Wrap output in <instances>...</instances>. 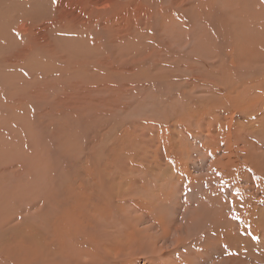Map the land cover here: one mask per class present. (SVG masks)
Here are the masks:
<instances>
[{
  "label": "rangeland",
  "instance_id": "obj_1",
  "mask_svg": "<svg viewBox=\"0 0 264 264\" xmlns=\"http://www.w3.org/2000/svg\"><path fill=\"white\" fill-rule=\"evenodd\" d=\"M30 1L0 35V264H264V0Z\"/></svg>",
  "mask_w": 264,
  "mask_h": 264
},
{
  "label": "bare ground",
  "instance_id": "obj_2",
  "mask_svg": "<svg viewBox=\"0 0 264 264\" xmlns=\"http://www.w3.org/2000/svg\"><path fill=\"white\" fill-rule=\"evenodd\" d=\"M44 1V0H43ZM42 1V2H43ZM112 1V2H111ZM115 1V0H114ZM140 1H142V0H130L128 3H131L130 5H132V11H131V15L132 16H138L139 15V13H140V11H141V8H143V7H141L140 8V6H139V2ZM41 2V1H40ZM46 2H47V0H46ZM78 2H80V1H78ZM144 2V1H143ZM30 3H31V1L30 0H0V35L1 34H5V33H7V32H13L14 30L17 32V33H22V32H24V31H26L27 30V27H28V22H27V20H25V18H29L30 17V15L32 16V15H35L36 17L38 16V13L39 12H35L34 10H33V8L31 9V6H30ZM48 3V2H47ZM88 6L89 7H91V8H93V7H96L98 4H101V5H103L104 6V4H105V6H106V8H107V6L108 5H110L111 3H113V0H88ZM107 3V4H106ZM128 3H126V5H128ZM143 4V3H142ZM43 5H44V3H43ZM144 5H145V2H144ZM146 5H148V4H146ZM146 5H145V7H146ZM47 6V5H46ZM129 6V5H128ZM153 6V5H152ZM149 7H150V5H149ZM106 8H104L103 7V11L105 12L106 11ZM55 9V8H54ZM144 10H146V8L144 9ZM143 10V11H144ZM33 11V12H32ZM46 11V10H45ZM91 11V10H90ZM121 11H123V10H121ZM146 11H148V10H146ZM145 11V12H146ZM154 11V10H153ZM63 13H66V11L65 12H63ZM62 13V14H63ZM151 13V12H150ZM41 14V13H40ZM58 14V13H57ZM66 14H68V13H66ZM70 14V13H69ZM68 14V15H69ZM88 14V13H87ZM121 14V13H120ZM123 14V13H122ZM146 14V13H145ZM43 15V14H42ZM64 15V14H63ZM150 15V14H149ZM41 16V15H40ZM62 16V15H61ZM75 16V15H74ZM39 17V16H38ZM53 17H55V16H53ZM52 17V18H53ZM63 17V16H62ZM65 17H66V15H65ZM68 17V16H67ZM76 17V16H75ZM74 17V18H75ZM89 16H86L85 17V19L87 20V18H88ZM52 18H51V20H52ZM61 18V17H60ZM31 19V18H30ZM40 19V18H39ZM76 19V18H75ZM80 19V18H79ZM16 21V20H19L18 21V23L17 24H15V23H11L12 21ZM29 20V19H28ZM32 20H35V19H33L32 18ZM85 20V21H86ZM94 20H96V22L94 23V24H92L93 26H91V24H88L89 26H91V27H94L95 25H98L99 27H101L102 29H104V28H106L107 29V31H108V33H109V31H111L110 29V25L108 24L109 23V21L107 20V19H105V20H103V19H100V20H98V18H96V19H94ZM41 21V20H40ZM42 21H43V18H42ZM45 21V20H44ZM31 21L29 20V23H30ZM36 22H38V20H36ZM36 22H34V23H36ZM8 23L11 25V24H13L14 25V27L13 28H8L9 27V25H8ZM65 23V22H64ZM75 23V22H74ZM92 23V22H91ZM38 24H39V26H40V23L38 22ZM43 24V23H42ZM50 24V23H49ZM66 24V23H65ZM77 24V23H76ZM44 25V24H43ZM51 26H52V24H50ZM49 25V26H50ZM68 25V24H67ZM8 26V27H7ZM34 27V25H32V23H31V28L32 29H34L33 27ZM37 26V25H36ZM70 26V25H69ZM76 26V25H75ZM38 27V26H37ZM67 27V26H66ZM97 27V26H96ZM36 28V27H35ZM41 28H42V26H41ZM68 29H69V27H67ZM67 28H65V29H67ZM70 28H72V27H70ZM84 28V27H83ZM125 28V27H124ZM124 28H123V31H120V30H114L116 33H114V34H112V33H110V35H113V38H115V40L116 39H118V38H120V37H122L123 35H124ZM45 29H46V25H45ZM97 29V28H96ZM29 30H30V27H29ZM35 30V29H34ZM37 30V29H36ZM63 30V29H62ZM72 30V29H71ZM85 30V29H84ZM41 31V30H40ZM68 30H66V32H67ZM93 31V30H92ZM106 31V30H105ZM30 32V31H29ZM127 32V31H126ZM149 32H150V30H149ZM14 33V32H13ZM69 33V32H68ZM88 33V32H87ZM92 33H94V31L92 32ZM95 35V34H94ZM151 35V34H150ZM4 36V35H3ZM58 36V35H57ZM67 36V35H66ZM99 36V35H98ZM75 37V36H74ZM90 37V36H89ZM102 38V37H101ZM0 39H2V38H0ZM11 39H13V38H11ZM20 39V38H19ZM92 39V38H91ZM67 40V39H66ZM13 41V40H12ZM59 41V40H58ZM108 41H111V40H108ZM5 43V42H4ZM102 45V44H101ZM68 46H70L71 47V45L70 44H68ZM67 46V47H68ZM4 47V46H3ZM10 47H11V45H10ZM69 48V47H68ZM104 48V47H103ZM108 48V47H107ZM106 50V49H105ZM68 52V51H67ZM241 53V52H240ZM70 55V54H69ZM246 55V54H245ZM104 56V55H103ZM82 57V56H81ZM250 59V58H249ZM106 61V60H105ZM73 93V92H72ZM87 93V92H86ZM85 95V94H84ZM92 99V98H91ZM90 101V100H89ZM111 194V193H110ZM60 195V194H59ZM94 196V195H93ZM107 196V195H106ZM58 197V196H57ZM60 198V197H59ZM58 198V199H59ZM75 198H77V197H75ZM57 199V198H56ZM55 199V200H56ZM108 199V198H107ZM55 200H54V202H55ZM60 200V199H59ZM236 200V199H235ZM61 201V200H60ZM59 201V202H60ZM69 201V200H68ZM74 201V200H73ZM80 201H83V199H81ZM89 201H91V199L90 198H88V202ZM96 201V200H95ZM97 201H100V200H97ZM101 201H103V200H101ZM53 202V203H54ZM57 202V201H56ZM71 202H72V200H71ZM58 203V202H57ZM61 203V202H60ZM59 203V204H60ZM73 203V202H72ZM79 203V202H78ZM94 203V202H93ZM100 203V202H99ZM58 204V205H59ZM91 204H92V202H91ZM101 204V203H100ZM50 206H51V204H49ZM53 205V204H52ZM79 205H81V204H79ZM87 205H89V204H87ZM102 205V204H101ZM101 205L100 206H98V207H101ZM95 206V205H94ZM104 206V205H103ZM53 207V206H52ZM78 207L79 206H77L76 205V207H74V210H77L78 209ZM81 207V206H80ZM83 207V206H82ZM88 207V206H87ZM90 209V208H89ZM52 210V209H51ZM73 210V211H74ZM151 210V209H150ZM47 211V210H46ZM53 211V210H52ZM56 211V210H55ZM78 211V210H77ZM82 211V210H81ZM80 211V212H81ZM88 211V210H87ZM86 211V212H87ZM66 212H71L70 210H66ZM57 213V212H56ZM85 213V212H84ZM93 213H94V211H93ZM49 214V213H48ZM58 214H60V212L58 213ZM77 214V213H76ZM79 214V213H78ZM82 214H83V212H82ZM45 215H46V213H45ZM74 215V214H73ZM78 216V215H77ZM52 217H54V216H52ZM66 217H68V216H66ZM79 217V216H78ZM75 219H77V223H75V224H73V225H69V224H65V227H61V226H59V225H57V228H59L60 230H58V231H61V232H63V233H67V236H69V237H71L72 239H71V242H73L72 243V245H74V249L72 250V252L73 253H79V254H81L78 250H80L79 249V247H81V246H79V243H74V242H76L78 239H79V235L78 234H84L85 232L84 231H82V230H80V228H79V221H78V218H76V217H74ZM91 218V217H90ZM89 219V218H88ZM92 219H93V217H92ZM56 221H57V218L55 219ZM51 221V220H50ZM66 221H69V222H71V217L68 219V220H66ZM81 221H83V220H81ZM80 221V222H81ZM87 221V220H86ZM73 222V221H72ZM92 222V221H91ZM47 223V222H46ZM51 223V222H50ZM74 223V222H73ZM83 224H85L84 222H82ZM87 223H88V221H87ZM86 223V224H87ZM82 224V225H83ZM48 226V225H47ZM84 226V225H83ZM82 226V227H83ZM86 227V226H85ZM88 227H89V225H88ZM49 228V227H48ZM99 228V227H98ZM83 229V228H82ZM88 229V228H87ZM90 229V228H89ZM88 229V231H90ZM104 230V229H103ZM144 230V229H143ZM56 231V230H55ZM103 232H106L107 233V231H103ZM58 234V233H57ZM88 234H90L91 235V233H88ZM49 235H50V233H49ZM102 235V234H101ZM51 236V235H50ZM57 236V235H56ZM81 236V235H80ZM87 237V236H86ZM99 237H100V235H99ZM66 238V237H65ZM64 238V239H65ZM73 238H75V239H73ZM78 238V239H77ZM105 238H106V236H105ZM109 238V237H108ZM55 239V238H54ZM52 240L53 242L55 241V240ZM87 239V238H86ZM90 239V238H89ZM30 240V239H29ZM28 240V241H29ZM63 240V239H62ZM104 240V239H103ZM106 240V239H105ZM27 241V242H28ZM32 241V240H31ZM47 241V240H46ZM69 241H70V239H69ZM81 241V240H80ZM83 241V240H82ZM114 241V240H113ZM51 242V241H50ZM65 242H67V241H65ZM64 242V243H65ZM84 242V241H83ZM86 242V241H85ZM101 242V241H100ZM31 243V242H30ZM35 243V242H34ZM68 243V242H67ZM96 243V242H95ZM56 244V243H55ZM97 244V243H96ZM106 244V243H105ZM66 246H67V244H65ZM86 245V244H85ZM87 246V245H86ZM44 247V246H43ZM72 247V246H71ZM83 247V246H82ZM81 247V248H82ZM85 247V246H84ZM87 248V247H86ZM55 249V248H54ZM58 249V248H57ZM95 249V248H94ZM59 250H61V247H60V249ZM65 251V250H64ZM71 250H69V252H70ZM85 251V250H84ZM89 252V251H88ZM91 252V251H90ZM96 252V251H95ZM94 252V253H95ZM102 252V251H101ZM29 253V252H28ZM50 253V252H49ZM85 253H86V251H85ZM92 253V252H91ZM87 254V253H86ZM50 254H48L47 256H49ZM62 255V254H61ZM35 256V255H34ZM63 256V255H62ZM97 256V255H96ZM23 257V256H22ZM50 257V256H49ZM98 257V256H97ZM27 259V258H26ZM30 259V258H29ZM35 259V258H34ZM45 259V258H44ZM50 259V258H49ZM30 260H32V259H30ZM67 260V263L68 264H72V262H73V259H66ZM217 260V259H216ZM25 261V260H24ZM86 261V260H85ZM214 261V260H213ZM241 261V260H240ZM43 262H44V260H43ZM143 262V261H142ZM23 263V262H22ZM46 263H47V261H46ZM81 263V262H80ZM84 263V262H83ZM89 263V262H88ZM45 264V263H44ZM57 264V263H56ZM74 264H77V260H76V262L74 263ZM87 264V263H86ZM91 264V263H90ZM141 264H144V263H141ZM236 264V263H235Z\"/></svg>",
  "mask_w": 264,
  "mask_h": 264
}]
</instances>
